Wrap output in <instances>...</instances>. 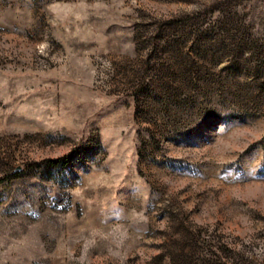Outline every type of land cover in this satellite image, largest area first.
Listing matches in <instances>:
<instances>
[{"label":"rangeland","instance_id":"obj_1","mask_svg":"<svg viewBox=\"0 0 264 264\" xmlns=\"http://www.w3.org/2000/svg\"><path fill=\"white\" fill-rule=\"evenodd\" d=\"M0 264H264V0H0Z\"/></svg>","mask_w":264,"mask_h":264}]
</instances>
